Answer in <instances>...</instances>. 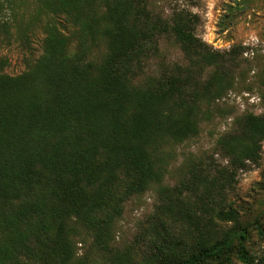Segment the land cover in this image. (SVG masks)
Segmentation results:
<instances>
[{"label":"trees","instance_id":"obj_1","mask_svg":"<svg viewBox=\"0 0 264 264\" xmlns=\"http://www.w3.org/2000/svg\"><path fill=\"white\" fill-rule=\"evenodd\" d=\"M161 1L0 0V41L8 4H32L45 35L22 74L0 67V264H264V198L235 199L264 113L227 103L244 85L264 107V56L246 84L249 48L214 50L197 14ZM222 120L211 150L182 151ZM151 193L120 243L127 206Z\"/></svg>","mask_w":264,"mask_h":264},{"label":"rangeland","instance_id":"obj_2","mask_svg":"<svg viewBox=\"0 0 264 264\" xmlns=\"http://www.w3.org/2000/svg\"><path fill=\"white\" fill-rule=\"evenodd\" d=\"M159 5L165 11L180 6L197 14L201 19L198 35L216 51H229L234 45L249 48L243 57L253 62L243 66L242 71H246V84L255 86L258 72L262 68L261 58L264 56V0H162ZM228 13L231 16H227ZM35 17V7L30 3L7 5L4 18L12 27V36L9 40L0 41V67L10 75L22 74L27 63L42 54L45 35L42 24ZM224 26L227 27L225 30ZM173 52L176 56L177 51ZM243 87L241 85L239 91L230 94L227 103L236 107L239 114L247 111L263 114L259 90L255 88L253 93L240 91ZM230 124L231 120H222L212 130V134L207 130L199 140L191 146L183 147L182 151L211 150L215 137L228 129ZM216 159L226 164L221 157L216 156ZM237 181L235 199L239 203L248 205L264 198V193L260 194L258 186L259 183H264V143L260 165L240 172ZM154 202V195L151 193L127 206L118 229L120 243L128 245L134 240L139 225L152 214Z\"/></svg>","mask_w":264,"mask_h":264}]
</instances>
